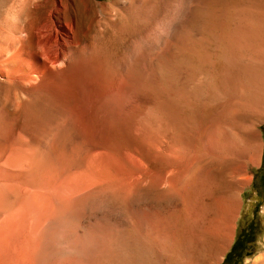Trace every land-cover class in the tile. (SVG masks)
Returning <instances> with one entry per match:
<instances>
[{
    "label": "bare ground",
    "instance_id": "obj_1",
    "mask_svg": "<svg viewBox=\"0 0 264 264\" xmlns=\"http://www.w3.org/2000/svg\"><path fill=\"white\" fill-rule=\"evenodd\" d=\"M24 3L0 39V264H172L169 205L200 188L186 254L220 264L263 152L264 0Z\"/></svg>",
    "mask_w": 264,
    "mask_h": 264
},
{
    "label": "rangeland",
    "instance_id": "obj_2",
    "mask_svg": "<svg viewBox=\"0 0 264 264\" xmlns=\"http://www.w3.org/2000/svg\"><path fill=\"white\" fill-rule=\"evenodd\" d=\"M24 1L23 0H0V32H1L0 33V39L9 38L11 35V34L9 35L11 29L14 27V25L17 26L16 22H18V20L21 18V16L22 17L24 16L25 8H26V7L23 8L24 6H26ZM22 5H24V6H22ZM20 12H21V14H20ZM11 15H14V16L16 15V16L14 18V16H11ZM14 23H16V24H14ZM7 25H9L10 27L7 28L8 27ZM4 36H5V38H4ZM8 91L9 90H7L5 88L0 89V94H1L0 95V106L3 103V105L1 106L2 108H5L7 106H8L7 108H9V106H10V101H11L10 99L11 98H9V96L7 97V94H9V92H10V91L9 92ZM3 93H5V94H3ZM10 96H11V93H10ZM4 100H6V101H4ZM161 126H162V128H160ZM160 129H162V130H160ZM159 130H160V133L162 135H170V133L172 132L171 127L165 126V125L164 126L159 125ZM175 131H174V134L176 136ZM258 131L261 134L262 144H263L264 123L258 127ZM175 138L178 142V137L176 136ZM175 144L177 145L176 142H175ZM263 149H264V144H263ZM262 156H264L263 152H262ZM200 158H201L200 162L204 161V160H202V156ZM261 159H262V157H261ZM260 163H261V161H260ZM201 165H202V163H201ZM261 165H262V163H261ZM261 165H260V167H251V166L249 167V166H247V167H249L246 169L248 172L247 174L251 176L252 183L250 184L249 187H247L246 189L243 190V193L240 194L242 197V199H241L242 200V207L240 208V212L238 213L239 216H237V218H236L237 221H235V223H234V225L236 224L235 225L236 230L234 233L235 236L233 239L234 241L232 242L230 248L227 250L225 256H223V258L221 257V259H223V260L220 262V264H248V263L253 262L257 256L264 253V190L263 189L261 190L259 184L255 182L256 176L261 169ZM219 189L225 191L224 185L218 182L217 184H215L213 190L216 193ZM192 191H194V190H192ZM192 194H193L192 199L190 198V196H189V198L187 196V198H185V200H184L188 204L184 203L183 199L178 198V199H174L173 202H171L169 205L170 207L168 209V212H169L171 220L173 222V232H174V237H175V242H174L175 247L173 246L174 247V253L171 255L173 257L172 258V260H173L172 264H199V262L201 260V253L196 254L195 257L191 261L190 258H188L187 254H186V250H187L188 246L194 247L196 245V242H197L196 241V233L198 231V228H202V224H203L202 221L205 224V223L209 222L214 217V211L207 209L209 199L205 196V193L202 191V188L194 191ZM145 196L147 197V194ZM197 197H198V199H197ZM148 198H149L148 200L150 202V207L153 209V211L156 213V215L157 216L163 215L164 209H163V207H161V205H159L160 203L156 200L157 198L150 197V196ZM154 199H155V202H154ZM189 199L194 200L195 203H190ZM152 201H153V203H152ZM203 202H204V204H203ZM154 203H155V206H154ZM192 205H195L196 207H193ZM180 206H181V208H180ZM110 207L113 209V211H111L112 209ZM110 207L108 210L110 219L114 223L116 222V224L119 225V227H121L122 223H123V225H126L125 224V222H126L127 223V225L125 226L126 231H128V229H129L130 232H134L135 228L132 227V225H131L132 223L130 222L131 220L126 215H125L126 216V218H125V216H124L125 212H121L122 210L120 209V206L113 203V204H111ZM205 207H206V210H205ZM178 208H179V210H178ZM114 209H116V210H114ZM184 209H185V211H184ZM177 210H178V212H176ZM171 212L172 213L174 212V213L172 214ZM181 215H182V217H181ZM115 216L117 218L113 219V217H115ZM121 217L123 218V220ZM124 219H127V220H124ZM175 220H176V222H175ZM128 224H130V225H128ZM125 229H123V230H125ZM176 247H178V248H176ZM180 249H181V251H180ZM206 256H207V254L202 251V259L206 258ZM180 259H182V260H180ZM177 260H180V261H177Z\"/></svg>",
    "mask_w": 264,
    "mask_h": 264
},
{
    "label": "flooded vegetation",
    "instance_id": "obj_3",
    "mask_svg": "<svg viewBox=\"0 0 264 264\" xmlns=\"http://www.w3.org/2000/svg\"><path fill=\"white\" fill-rule=\"evenodd\" d=\"M263 144H264V139H263ZM263 154H264V149H263ZM261 163H260L261 169L256 176L255 182L259 184L261 190L262 189L264 190V156H262Z\"/></svg>",
    "mask_w": 264,
    "mask_h": 264
}]
</instances>
